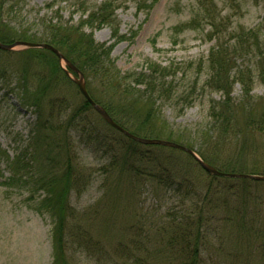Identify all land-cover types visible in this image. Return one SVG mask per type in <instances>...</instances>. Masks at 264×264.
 Masks as SVG:
<instances>
[{
	"label": "rangeland",
	"instance_id": "obj_1",
	"mask_svg": "<svg viewBox=\"0 0 264 264\" xmlns=\"http://www.w3.org/2000/svg\"><path fill=\"white\" fill-rule=\"evenodd\" d=\"M106 1H113V23L85 30L98 43H114L111 57L123 79L129 83L134 74L147 73L153 63L171 67L167 72L171 74L167 81H172L168 95L155 101L166 132L201 155L220 163L232 160L239 173L242 169L243 174L264 171L263 131L249 134L244 130L239 135L231 127L228 132L218 127L212 132L211 108L220 105L224 95L208 84V63L203 68L199 62L220 43L234 44L242 30L249 36L257 35L259 51L239 57L234 68L235 73L238 68L251 71L250 78L245 77L251 80L250 95L239 82L233 85L231 95L240 108L235 130L245 129L250 106L264 111V0H214L217 31H211L203 21L198 29L185 27L196 14L195 0H11L2 14V27L41 38L51 22L77 25L84 20L87 14L82 4L96 10ZM116 31L123 39L117 41ZM26 49L16 47L12 55L1 53L0 65L20 66L25 57L17 52ZM258 52L259 60L255 58ZM38 63L34 65L41 68ZM60 65L68 71V80L60 77L53 95L67 100L68 106L56 109L52 116L55 127L44 133L52 142L66 141L65 150H51L63 156L52 170L44 160L50 150L36 151L33 173H20L17 183L10 179L9 164L31 144L37 116L33 109L22 106L15 74H9L8 82H0V264H53L56 218L46 209L48 191L37 181L50 170L60 175L69 158L77 178L66 204L64 264H183V248L189 237L191 252L198 248L202 264H264V182L220 180L195 160L177 153L168 170L175 168L187 181L182 180V189H170L167 174L153 170L155 163L126 158L120 145H113L116 150L100 146L99 135L108 133V128L96 113L88 112L86 118L93 133L88 125L67 128L83 97L74 83L77 74L63 61ZM84 75L99 101L113 108L129 103L119 90L104 87L98 77L94 80ZM135 90L145 92L144 86ZM147 152L169 155L158 149ZM3 154L10 156L9 164ZM138 167L144 171L138 172ZM173 179L179 180L175 174ZM193 225L200 227L198 243H193ZM181 234L188 240L178 244Z\"/></svg>",
	"mask_w": 264,
	"mask_h": 264
},
{
	"label": "trees",
	"instance_id": "obj_2",
	"mask_svg": "<svg viewBox=\"0 0 264 264\" xmlns=\"http://www.w3.org/2000/svg\"><path fill=\"white\" fill-rule=\"evenodd\" d=\"M197 9L195 10L194 17L185 24L186 28L198 29L204 22L210 27L211 31H217L215 25V2L214 0H195ZM11 3V0H0V43L2 44H12L17 41L33 42V43H47L58 49L72 64H74L83 74L88 77L91 76L95 80L96 77L99 78L100 83L107 88H113L119 90L124 97L129 101L124 102L117 108L103 103L96 99L92 95L90 86L87 84V89L92 97V99L102 106L113 120L126 129L128 132L143 138L150 139H163L178 144L180 141L173 139L172 132H166L165 122L159 117L157 111L155 110L156 99L166 98L168 93H166L168 84L167 78L171 74L167 73V67H162L158 64H151L148 68V72H140L134 74L130 82H126L121 76L119 70L116 68L115 61L112 59V50L114 48V43H98L95 41L92 33H87L85 28L90 29L101 28L105 25H111L113 23V18L115 17V9L113 6V1H106L96 10L86 8L84 4L82 6L85 8L86 18L82 20L77 25H64L60 22L53 24L51 22L46 26V34L42 35L41 38L37 36L29 35V32H19L14 28L8 26L2 27L3 16L2 14L7 10V6ZM92 10V11H91ZM118 32L116 31L115 37L117 41L123 39L121 36L118 37ZM212 34V33H211ZM234 44L226 42L224 44H219L217 47L211 49V52L207 59H201V67L205 68L206 63L209 68V81L208 84L214 90L221 92L224 97L222 103L211 108L210 118H212V132L217 130L218 127L223 130V132L230 131V127L234 132L241 135L244 130L250 134L251 131L260 130L264 132V111L261 109L257 110L256 106H250L249 114L247 116V124L245 129L235 130V123L238 121L240 108L236 107V103L233 101L232 87L238 82L244 86V92L246 95H250L251 83L246 80V75L250 78L249 74L251 71L246 72L242 69L236 68V61L239 57H247L249 53L251 54L254 50L259 51V42L257 35L249 36L246 32L242 30L237 38H235ZM231 42V40H230ZM11 51L0 50V54L12 55ZM21 57H25V60L21 62L20 66L16 68L5 67L0 65V82H8L9 74H15L17 80L16 89L19 93V98L22 106L33 109L37 116V121L34 124V129L32 130V136L30 137L31 144H28L25 148L21 149L18 154L12 159L9 164L10 156L8 154L7 161L10 165L11 181H19L18 176L20 173H33L35 167V155L36 151H45L44 160H48V168L55 170L59 165L58 158H61L63 154L51 152L55 151V147L63 148L65 150L64 144L66 141L60 142L48 139V136L44 133V130H52L55 127L53 124L52 116L56 109H60L63 106H68L65 99H61L60 96L53 95V92L57 91L58 84L56 83L60 77L67 79V73L63 71L58 58L50 51L45 49H26L17 52ZM261 52L255 56L257 60L260 59ZM32 59H37L32 61ZM34 62L40 64L42 67L34 65ZM200 67V69H201ZM234 73V74H233ZM85 77V75H84ZM252 77V76H251ZM68 80V79H67ZM126 83V86L123 84ZM194 85H196L194 83ZM137 86H144L145 92L142 94L138 90H135ZM194 86H192L193 88ZM249 103V102H248ZM138 104V107L136 106ZM244 110V108H242ZM61 111V110H59ZM88 112L99 114L93 109V107L83 98V103L79 104L77 108H74L68 122L67 128H77L79 129L82 125H88L87 127L94 132L93 125L86 119ZM51 113V114H50ZM100 120L108 128V133L105 135H99L100 142L102 141L101 147H106L109 150H116L115 145H120V152L128 159H139V161L146 160L149 164L155 163L156 168L153 170L159 171L162 174H167V181L169 182V188L175 191V186H180V189L184 187L183 181H187L182 177L180 172L176 173L175 168L168 170L172 163L170 159L174 157V154H179L186 156L188 159L195 160L189 154L162 146H146L141 145L118 132L117 130L106 124L103 119L99 116ZM239 123V121H238ZM36 134V136H34ZM119 139H118V137ZM175 140V141H173ZM64 143V144H63ZM112 144V145H110ZM185 144V145H184ZM114 145V146H113ZM191 150H193L201 160L205 163L213 166L217 170L225 173L241 174L245 169L239 170L238 167L234 165L232 160L218 162L215 158L205 156V154L197 153L191 145L188 143L181 144ZM158 149V151H167L169 155L159 157L155 154H150L147 151H152L153 149ZM57 149V151H58ZM147 150V151H146ZM57 157V158H56ZM70 157V156H69ZM137 162V161H136ZM195 162H197L195 160ZM67 168L60 174H54L52 170L48 173L43 174V176L38 179L39 185L48 191V196L45 198L47 202V210L54 215L56 218L55 227L53 229V242H54V262L53 264H64V258L66 259L65 253V243L67 234V223H66V204L69 195V189L75 183V178L77 175L72 170L70 158L66 160ZM198 164V162H197ZM199 165V164H198ZM200 166V165H199ZM243 168V167H240ZM52 171V172H51ZM137 171H144L141 168H137ZM254 175H264V171L255 170ZM257 172H260L259 174ZM53 173L54 175L48 176V174ZM177 175L179 180H174L173 175ZM216 177V176H215ZM217 179H233V178H222L216 177ZM235 179V178H234ZM228 180V181H229ZM238 179L234 180L237 181ZM238 181L248 184H254L252 180L239 179ZM3 184H6L4 181ZM178 192V189H177ZM200 219V218H199ZM196 222L191 220V223ZM199 222V226L201 222ZM196 229L194 242L199 241L200 227L193 225ZM109 228V225L106 226ZM179 231V230H178ZM187 242V245L183 248L185 252L182 257L184 260L183 264H202L203 261L201 257H197L198 248L196 247L193 252H191L192 238ZM188 237L181 234L180 240L172 239L179 243L186 242ZM190 249V250H189Z\"/></svg>",
	"mask_w": 264,
	"mask_h": 264
},
{
	"label": "water",
	"instance_id": "obj_3",
	"mask_svg": "<svg viewBox=\"0 0 264 264\" xmlns=\"http://www.w3.org/2000/svg\"><path fill=\"white\" fill-rule=\"evenodd\" d=\"M16 47H26L28 49H45L50 52H52L60 62H64L75 74H77V78L74 79V83L79 89V92L83 96V98L93 107V109L100 115V117L104 120L106 124H108L113 129L117 130L121 134H123L125 137L146 146H162L167 148H172L176 150H180L182 152H185L192 156L199 165L205 170L208 174L216 177H222V178H235V179H246V180H252L257 182H264V176L261 175H254V174H233V173H225L217 170L213 166L205 163L203 160L200 159L196 155V153L176 142L163 140V139H150V138H143L136 136L130 132H128L126 129H124L122 126H120L118 123H116L113 118L109 115V113L99 104H97L92 97L90 96L87 84L85 81L84 74L74 65L72 62H70L58 49L53 47L50 44L47 43H33V42H24V41H17L12 44H2L0 43V50L3 51H13Z\"/></svg>",
	"mask_w": 264,
	"mask_h": 264
}]
</instances>
